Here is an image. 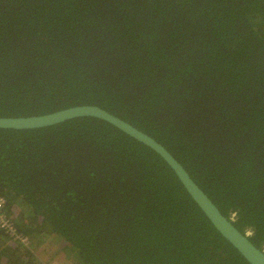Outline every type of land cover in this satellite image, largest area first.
Here are the masks:
<instances>
[{
  "label": "trees",
  "instance_id": "trees-1",
  "mask_svg": "<svg viewBox=\"0 0 264 264\" xmlns=\"http://www.w3.org/2000/svg\"><path fill=\"white\" fill-rule=\"evenodd\" d=\"M99 105L162 143L264 249V0H0V116ZM0 264H249L155 151L96 117L0 128ZM234 215V217L232 216Z\"/></svg>",
  "mask_w": 264,
  "mask_h": 264
},
{
  "label": "water",
  "instance_id": "water-1",
  "mask_svg": "<svg viewBox=\"0 0 264 264\" xmlns=\"http://www.w3.org/2000/svg\"><path fill=\"white\" fill-rule=\"evenodd\" d=\"M78 117H96L115 126L125 134L155 151L171 167L185 190L199 206L217 231L242 255L249 264H264V250L256 246L248 234L240 231L224 215L207 193L195 182L185 167L158 140L150 134L132 125L121 117L99 105L83 104L70 106L48 114L3 117L0 116V128L30 129L55 125Z\"/></svg>",
  "mask_w": 264,
  "mask_h": 264
},
{
  "label": "built area",
  "instance_id": "built-area-1",
  "mask_svg": "<svg viewBox=\"0 0 264 264\" xmlns=\"http://www.w3.org/2000/svg\"><path fill=\"white\" fill-rule=\"evenodd\" d=\"M6 203H7L6 198L0 195V229L3 230L6 234H8L13 240L19 241V243H21L24 246H29L28 237L18 232L14 222L7 214ZM232 216L234 217V215ZM245 234L250 235L251 232L248 231Z\"/></svg>",
  "mask_w": 264,
  "mask_h": 264
},
{
  "label": "rangeland",
  "instance_id": "rangeland-1",
  "mask_svg": "<svg viewBox=\"0 0 264 264\" xmlns=\"http://www.w3.org/2000/svg\"><path fill=\"white\" fill-rule=\"evenodd\" d=\"M36 254L43 261L51 259L50 263L47 264H67L64 253L56 250L55 240L51 238L43 243L40 249L36 251Z\"/></svg>",
  "mask_w": 264,
  "mask_h": 264
}]
</instances>
